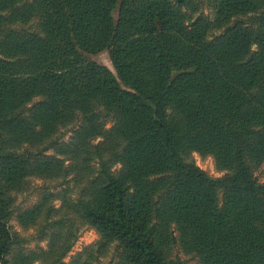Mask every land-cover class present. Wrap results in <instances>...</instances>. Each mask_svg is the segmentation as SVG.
Listing matches in <instances>:
<instances>
[{
  "label": "trees",
  "instance_id": "trees-1",
  "mask_svg": "<svg viewBox=\"0 0 264 264\" xmlns=\"http://www.w3.org/2000/svg\"><path fill=\"white\" fill-rule=\"evenodd\" d=\"M263 167L264 0H0V264H264Z\"/></svg>",
  "mask_w": 264,
  "mask_h": 264
},
{
  "label": "rangeland",
  "instance_id": "rangeland-1",
  "mask_svg": "<svg viewBox=\"0 0 264 264\" xmlns=\"http://www.w3.org/2000/svg\"><path fill=\"white\" fill-rule=\"evenodd\" d=\"M206 13H208V12L206 11ZM89 57H90V59L95 60L96 62L103 64V65L107 66L108 68L114 70V67H113V64H112V61L110 59L108 51L101 52L97 55H90ZM69 135L70 134L68 133L67 137ZM193 158L199 167H201L203 170L207 171L212 176L220 177V176L224 175L225 172H220L216 169L215 161H214L213 157H211V156L202 157L200 154L194 153ZM256 175L261 182H264V167L261 168L260 170H258L256 172ZM69 178H71V177H69ZM74 184H75L74 180L69 181V186H71L72 189L74 188ZM33 185L41 186L42 181L36 180L33 183ZM38 191H39V189L32 187L28 190L27 193L19 195L18 201L23 204L22 205L23 207H26L27 205H30L31 203H35L39 199ZM79 193H80L79 189H73L72 191L69 190V194L73 199H75L76 196L79 195ZM61 204H62V201L60 199H56L52 203V205H54L56 207H59ZM45 223H47V222L44 220L42 224H45ZM14 224H15V222H14ZM31 225H32L31 227L24 229V228L20 227L19 225L15 224L17 230L20 232H24V234L26 235V237L28 239V243L26 244V247L30 250H38L39 248H43L45 250L48 249V237L45 235V231L43 233H39L38 229H36V227H34L32 223H31ZM57 228H58V225H55V226H52L51 229L56 231ZM99 237L100 236H99L98 232L94 228L89 227V226H83L80 229L79 236L75 240L71 250L66 254V256H64L62 258V262H64L65 264H72L75 257L79 253H81L87 246L92 245L95 242H97L99 240ZM114 247L115 246L110 247L109 251L106 255H101L99 253L96 254V257L98 259H94L93 264H100L98 261L99 259L103 263H107L112 256H114L115 262H118L120 252L119 251L116 252ZM179 255L182 257V259H184L186 261V264H198L196 260L192 259L189 256H186V255H183L180 253H179ZM34 264H41V263H40V261H37ZM42 264H45V263L43 262ZM120 264H122V263H120Z\"/></svg>",
  "mask_w": 264,
  "mask_h": 264
}]
</instances>
